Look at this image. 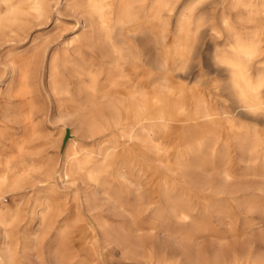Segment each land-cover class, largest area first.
Instances as JSON below:
<instances>
[{"label":"rangeland","instance_id":"rangeland-1","mask_svg":"<svg viewBox=\"0 0 264 264\" xmlns=\"http://www.w3.org/2000/svg\"><path fill=\"white\" fill-rule=\"evenodd\" d=\"M45 1L41 20L25 12L26 21L0 25V173L5 149L28 138L18 158L25 169L1 190L13 216L0 220V264H215L219 254L228 264L248 249L264 256V117L239 112L224 88L217 91L227 75L212 63L227 39L224 17L261 33L264 14L247 23L232 0L195 9L211 34L194 32L193 62L177 73L187 58L176 60L172 78L202 112L225 111L244 131L230 134L222 117L220 136L184 145L179 135L157 140L123 124L120 114L124 93L139 90L128 73L131 46L151 86H165L163 48L194 0L162 11V41L149 29L108 40L90 0ZM28 2L10 0L23 11Z\"/></svg>","mask_w":264,"mask_h":264},{"label":"bare ground","instance_id":"bare-ground-1","mask_svg":"<svg viewBox=\"0 0 264 264\" xmlns=\"http://www.w3.org/2000/svg\"><path fill=\"white\" fill-rule=\"evenodd\" d=\"M28 1V9L23 11L20 7L10 4V0H0V25L26 21L22 16L25 12L36 20H41L47 9L46 1ZM90 3L100 19L102 29L108 40H113L117 32H121L126 36L137 34L142 29H149L151 35H157V38L162 41L163 35L158 34L156 27L162 23V11H172L174 9V0H153L152 3H149V0H90ZM232 4L237 11L241 8L246 10V16L241 12L237 14L239 19H243L247 23L257 20L256 15L258 13L264 14V4L261 9L255 2L232 0ZM196 8H199V6L194 0L192 5L184 7L180 11L176 21L178 36L174 38L171 45L163 46L166 53L162 67L168 75V82L165 86L158 89L151 86L149 73L144 71L142 64L137 60V49L134 45L130 48L131 58L128 64V73L132 80L135 79V86L139 87V90H128L124 93L121 101L120 119L123 124L130 125L136 130L148 131L153 137L157 136V140L170 134L179 135L181 137L180 142L184 145L195 141H203L207 138L213 139L220 136L225 130L221 125L222 117H224L227 127L230 129V134L238 135L244 131L243 127H238L234 119L229 118L228 113L225 111L218 112L213 107H208L202 112L200 100L182 86H179L172 78L174 62L178 59L188 58V53L198 36L194 33L193 28L194 14L197 29L207 25L204 16L195 13ZM138 9L143 14H138ZM223 24L227 27L232 26V22L228 21L226 17L223 19ZM261 25V33H258V31L246 32L258 47H262V42H264V21ZM20 68L24 72V68L22 66ZM233 103L236 104L234 107L236 110L248 114L240 109L234 99ZM262 103H264V97L258 91L250 92L243 101L245 107H257ZM254 117L260 119L264 115ZM230 134L226 138L227 142L231 140ZM4 137V131H0V141ZM27 139L25 137L15 141L13 150L8 148L9 146L5 149L6 157L0 173V199L2 187L5 184L15 183L16 180L12 176L21 173L25 169L23 162L19 161L18 158L23 155ZM223 172L228 178L232 177L226 170H223ZM12 216L10 211L0 204V220L8 223ZM220 258L221 255L219 254L215 258V264H219ZM192 264H201V260H192ZM228 264H264V256H256L251 249H248L245 256L233 255Z\"/></svg>","mask_w":264,"mask_h":264},{"label":"clouds","instance_id":"clouds-1","mask_svg":"<svg viewBox=\"0 0 264 264\" xmlns=\"http://www.w3.org/2000/svg\"><path fill=\"white\" fill-rule=\"evenodd\" d=\"M195 2L199 7H203L205 4H211L212 0H195ZM193 28L197 33L209 29L211 34V29L207 25L203 28H196L195 14ZM225 34L227 36L225 43L223 45L217 44L212 54L213 66L217 70H223L227 75L226 80L218 79L217 91L220 92L221 88H224L231 99L238 103L240 109L248 114L253 116L264 115V103L257 107H245L243 105L244 99L250 92L258 91L264 97V48L258 47L251 36L239 27H227ZM220 39H224V37L213 40ZM198 42L199 40L188 53L187 60L181 62L182 66L177 67V73H187L193 62V55ZM196 63H199L198 58ZM222 99L226 104L230 102L224 97Z\"/></svg>","mask_w":264,"mask_h":264},{"label":"water","instance_id":"water-1","mask_svg":"<svg viewBox=\"0 0 264 264\" xmlns=\"http://www.w3.org/2000/svg\"><path fill=\"white\" fill-rule=\"evenodd\" d=\"M68 134H69V130L67 131V133H66V135H65V139H67Z\"/></svg>","mask_w":264,"mask_h":264}]
</instances>
